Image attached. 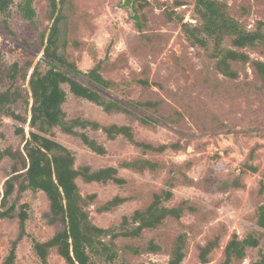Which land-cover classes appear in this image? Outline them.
<instances>
[{"label":"rangeland","instance_id":"rangeland-1","mask_svg":"<svg viewBox=\"0 0 264 264\" xmlns=\"http://www.w3.org/2000/svg\"><path fill=\"white\" fill-rule=\"evenodd\" d=\"M26 1H12L6 23L5 15L0 12V65L10 72L12 64L19 63L15 74L18 85H24L25 75L28 85L34 66L41 62L46 46L43 35L49 33L53 22L48 0H31L36 11L33 21L23 15ZM221 1L226 3L230 16L247 30H255L264 22V0ZM122 3L123 0H67L63 4L61 24L68 41L64 51L81 69L91 68L104 59L102 74L113 81L112 88L102 91L105 97L159 100L158 111L145 112L156 116L159 124L152 128L123 112L107 113L95 103L74 97L66 84L68 98L64 109L69 117L83 115L103 124H132L137 138L155 144L181 140L184 149L151 156L177 163L192 159L188 174L201 185L179 183L173 189L174 197L166 202L171 206L188 199L195 206L193 211L185 210L179 220L167 218L138 237L117 238V245L111 247L117 254L115 259L108 261L94 256L95 264H164L179 234H185L186 240L181 264H200L198 246L215 236L221 237L220 245L205 264H220L233 233L243 237L255 230L261 238L260 245L249 249L242 262L234 263L249 264L264 254V229L255 223L256 208L264 202V197L257 193L260 181L264 180V93L258 89L259 76L251 61L234 62L232 67L239 77L228 79L214 68L213 40L207 48L191 44L183 24L201 23L195 10L196 0H131L130 8L122 7ZM134 14L144 22L143 31L135 24ZM222 46H231L230 37L225 38ZM244 50L251 59L264 62V44ZM40 64L42 70L48 67L43 62ZM146 75L154 82L148 89L136 82ZM11 81L7 73L0 74V89ZM174 108L185 116L179 124L164 119ZM14 109L23 116L27 113L23 101L17 102ZM19 126L26 133L29 131L27 123L5 115L0 108V152L22 145V135L16 131ZM54 132L58 141L75 152L78 165H117L122 159L140 153L123 136L108 139L101 130H89V134L106 146L105 155L93 152L76 136L59 129ZM10 165V158L0 159V187ZM120 174L128 179L124 186L78 181L83 194L96 192L100 202L116 194L129 197L110 212L99 213L97 203L92 204V220L100 226L119 224L123 215L146 206L154 191L166 187V172L155 176L121 168ZM22 201L30 205L26 222L29 236L20 242L15 264H41L32 249V238L46 240L54 233L46 215L49 202L44 192L32 190L24 193ZM17 233L16 219L0 218V264ZM151 241L159 246L156 252L150 251ZM49 264L67 263L53 251Z\"/></svg>","mask_w":264,"mask_h":264},{"label":"trees","instance_id":"trees-1","mask_svg":"<svg viewBox=\"0 0 264 264\" xmlns=\"http://www.w3.org/2000/svg\"><path fill=\"white\" fill-rule=\"evenodd\" d=\"M13 0H0V12L5 15V23L9 17V9ZM67 0H48L53 20L49 33H45L46 46L41 62L48 67L41 69V62L36 64L30 74L28 85L24 76V85H18L15 77L19 70L16 61L8 70L2 69L0 74L6 75L12 81L0 89V108L3 113L21 123H27L29 131L19 126L16 131L23 138L18 148L7 147L0 152V159L8 157L11 160L10 171L2 187H0V218L16 219L18 233L10 244L9 251L2 264H15L17 249L20 242L29 236L26 222L29 219L28 202L22 201L27 190L45 193L49 210L48 222L53 226L54 233L46 240L32 238V249L41 264H49L50 254L55 251L67 264H95V257H104L113 261L116 252L111 247L116 246L119 237H138L145 229L156 228L167 218L179 220L185 210H194V205L183 199L174 205L166 202L174 197L173 189L179 183L190 186L201 185L188 174L193 165L192 159L181 163L154 158L168 150L180 151L185 148L181 140L155 144L137 138L132 124L109 123L103 124L98 120L77 115L69 117L64 109L68 92L76 98H82L99 105L105 112H123L132 120L154 128L159 120L148 111H158L160 101L121 100L105 97L102 91L113 87V81L102 74L104 59L99 60L93 67L81 69L75 60L70 59L64 49L67 38L63 33L62 16L63 4ZM195 10L201 19L197 26L183 24V30L192 45L207 48L213 40L214 68L228 79L234 80L239 73L233 69L234 62H249L255 68L260 79L258 89L264 93V62L251 59L244 50L264 44V32L260 22L255 30H247L228 13L226 3L221 0H196ZM26 19L33 21L36 11L27 0L22 6ZM139 31H143L144 22L137 14L133 15ZM47 35V36H46ZM226 37H230L231 46H222ZM77 45V42H76ZM31 62L27 64L31 66ZM13 71V72H12ZM143 74H146V69ZM86 80V81H85ZM144 88H150L154 82L146 75L136 79ZM23 101L27 114L23 116L14 109V105ZM185 118L184 114L174 108L164 119L179 124ZM55 129L65 134L78 137L90 150L105 155L106 146L89 134V130H101L108 139L123 136L137 149L139 155L122 159L117 165L95 167L90 163L78 165L75 152L55 138ZM130 169L138 173L150 172L153 175L166 172V187L152 193L151 201L142 208H137L132 214L122 216L119 224L107 227L96 224L91 217L90 206L97 203L99 213L113 211L119 205L128 201L129 197L116 194L113 197L98 201V193H82L79 180L85 183H113L124 186L128 179L120 174V169ZM257 193L264 197V180L260 181ZM255 223L264 229V202H260L255 211ZM220 236H215L198 246L200 264L210 261V254L220 245ZM185 234H179L174 241L170 258L164 264H181L185 257ZM261 238L255 230L247 232L243 237L233 233L227 241L223 259L220 264L242 262L248 255V250L260 245ZM159 246L150 242V251L156 252ZM161 264V263H159ZM249 264H264V254Z\"/></svg>","mask_w":264,"mask_h":264},{"label":"water","instance_id":"water-1","mask_svg":"<svg viewBox=\"0 0 264 264\" xmlns=\"http://www.w3.org/2000/svg\"><path fill=\"white\" fill-rule=\"evenodd\" d=\"M122 7H131V0H123Z\"/></svg>","mask_w":264,"mask_h":264}]
</instances>
